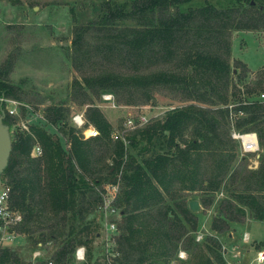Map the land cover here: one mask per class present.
Returning a JSON list of instances; mask_svg holds the SVG:
<instances>
[{"label":"trees","instance_id":"1","mask_svg":"<svg viewBox=\"0 0 264 264\" xmlns=\"http://www.w3.org/2000/svg\"><path fill=\"white\" fill-rule=\"evenodd\" d=\"M188 1L105 2L98 25L112 39L111 49L119 54L122 50L134 69L148 60L175 62L168 69L147 73L105 71L74 80L81 95L86 90L100 94L134 89L151 103L149 88L161 83L180 92L185 103L134 130L127 136V146L110 138V124L93 105L85 106L84 116L97 130L94 137L81 139L60 104L43 108L41 118L50 128L30 123L10 135L11 149L0 179L9 187L7 207L20 214L14 229L31 243L27 253L38 242L54 240L57 261H69L78 244L87 246L90 255L95 218H85L96 210L103 184L113 182L118 170L120 264H170L179 249L187 252L195 237L188 233L196 230L188 202L197 199L182 201V191L200 189L207 197L225 179L231 185L228 203L238 213L246 208L254 220L264 221V102L255 99L257 91L238 92L232 85L234 67L228 63L224 38L229 29L251 27L257 21L264 24V0H232L218 7L204 0L195 7L178 8ZM125 19L133 22L117 24ZM86 29L74 28L71 44L77 53L84 52L81 41ZM106 42L102 45L108 48ZM0 95L19 101L15 87L2 77ZM231 103L235 104L232 121L227 107ZM4 121L10 127L13 120L5 114ZM229 124L238 131L255 132L256 168L241 173L231 167L236 154ZM34 142L41 147L37 157L29 154ZM204 162L210 166L204 168ZM220 208L210 224L212 231H221L218 224L226 226V220L233 219ZM219 248L215 237H207L189 264H224ZM1 258L17 261L19 256L4 249Z\"/></svg>","mask_w":264,"mask_h":264},{"label":"rangeland","instance_id":"2","mask_svg":"<svg viewBox=\"0 0 264 264\" xmlns=\"http://www.w3.org/2000/svg\"><path fill=\"white\" fill-rule=\"evenodd\" d=\"M107 1L119 3L128 0H0V70L5 69L0 77L15 87L16 99L21 103L16 108V114L11 117L13 121L9 127L10 135L22 129L19 122L24 120L28 124L47 126L41 116L44 106L49 104H60L66 110V120L70 125L69 116L72 111L82 110L86 105H93L100 110L107 122L109 120L112 123L111 125L108 122L113 131L123 127L128 114L146 111V109L155 111L156 106H176L186 102L180 92L161 83L149 88L153 103L142 98L134 89L131 92L123 89L117 93L103 92H110L115 107L107 106V102L100 98L101 93L86 90V95H81V92L74 89V80L81 81L85 75L105 71L147 73L158 69H168L175 62L174 58L170 62L161 59L138 61L134 69L132 63L124 59L122 50L119 54L115 49H111L113 48L112 39L110 37L107 39L106 30L100 29L98 25L99 14ZM208 1L216 7L227 6L232 2V0ZM203 2L204 0H190L180 3L178 8L195 7ZM253 4L256 6V2ZM238 14L234 16L244 18L240 13ZM132 22L130 19H125L118 21L117 24L122 26ZM78 25L87 27L81 41L83 53L75 52L71 44L74 28ZM224 38L227 40L229 50L228 63L234 67V73L230 77L232 85L238 92L248 89L254 93L263 88L264 24L257 21L251 27L241 25L239 28L229 29L225 32ZM105 41L109 43L108 48L102 45ZM230 90L234 88L231 87ZM85 125L94 127L86 118ZM229 126L233 127L232 124ZM72 127L77 130L81 139H86L83 138L80 129ZM47 128L50 127L47 126ZM132 132H128V136ZM232 142L236 156L231 162V167L241 173L246 172L249 169L250 154L240 158L238 143L234 140ZM36 143L34 142L30 148V156H40L36 155L33 149ZM66 146L68 147V144ZM209 166L210 163L204 162V168ZM228 185L227 180L224 179L221 186L209 191L207 197H204L200 189L180 192L182 201L193 197L197 199L199 209L193 212L196 216V232L192 231L188 234L201 233L202 238L200 241H192L186 253L180 249L184 257L172 259L170 264H189L193 253L209 236L218 240L224 264L233 261L237 264H257L253 258L256 252L264 251V221L254 220L246 208H243V214L238 213L233 207L235 205L228 203L232 201L231 185ZM219 207H221L220 211H224L233 219L226 220V226L220 222L218 229L221 231L217 232L210 229V224ZM93 216L96 235L90 237L89 256H94L100 251L101 243V238L98 236L101 230V216L98 211L88 214L85 220ZM119 223L118 215L117 227ZM186 227L190 230L188 225ZM244 234L245 238H243ZM9 244L21 258L27 255L26 251L31 247V243L20 234L14 235ZM83 246L88 250L87 246ZM57 249V242L54 240L42 243L44 256L55 258Z\"/></svg>","mask_w":264,"mask_h":264},{"label":"built area","instance_id":"3","mask_svg":"<svg viewBox=\"0 0 264 264\" xmlns=\"http://www.w3.org/2000/svg\"><path fill=\"white\" fill-rule=\"evenodd\" d=\"M100 98L102 101L107 102V106L115 107L113 96L110 93H101ZM255 99L259 102H264V87L257 91ZM0 104L3 108L4 115L10 117L16 114V108L21 105L20 101L15 99L3 97L0 95ZM233 106L229 104L228 117L232 121ZM172 105L156 106L152 111L136 112L128 114L124 120L123 127L118 130H113L110 133L112 140H119L123 146H127L128 132L134 131L138 128L150 123L153 119L164 114L166 111L174 108ZM85 108V107H84ZM84 108L82 110H74L69 116L72 126L81 130L83 138L96 136L97 130L92 126L85 125ZM28 122L26 120L19 122L22 129L27 128ZM229 136L232 140L236 141L239 146V157H246L250 154L248 168H256L258 164L259 147L257 137L253 131H238L233 127L230 129ZM34 152L36 155L41 154V147L38 143L34 145ZM120 172L116 173L113 182L103 184L99 192L100 199L96 205V210L101 216V230L98 236L101 238L100 251L94 256H89L86 248L83 245L74 247L71 258L69 261H57L50 256H44L42 253V243H36V246L31 249L24 258L19 257L17 261L2 259L3 250L15 251L9 242L12 237L18 233L14 227L20 222V214L10 210L7 207V200L9 197V187L3 182H0V264H120V253L117 249L116 236L118 234L117 218L119 215V208L116 205V200L119 193V179ZM21 235V234H20ZM202 238L201 233H196L194 240L200 241ZM245 238V234L243 236ZM179 258L184 257L182 251L177 252ZM257 264L264 262V251H258L253 258ZM228 264H237L236 262H228Z\"/></svg>","mask_w":264,"mask_h":264},{"label":"water","instance_id":"4","mask_svg":"<svg viewBox=\"0 0 264 264\" xmlns=\"http://www.w3.org/2000/svg\"><path fill=\"white\" fill-rule=\"evenodd\" d=\"M250 2H252V0H250ZM10 149L11 138L9 125L4 121V111L0 104V175L7 165ZM188 208L191 212H196L199 209L197 201L193 199L190 200L188 202Z\"/></svg>","mask_w":264,"mask_h":264},{"label":"crops","instance_id":"5","mask_svg":"<svg viewBox=\"0 0 264 264\" xmlns=\"http://www.w3.org/2000/svg\"><path fill=\"white\" fill-rule=\"evenodd\" d=\"M108 122L112 125V123L108 120ZM120 217V216H119ZM179 251H181L180 249H179ZM177 258H178V256H177Z\"/></svg>","mask_w":264,"mask_h":264}]
</instances>
